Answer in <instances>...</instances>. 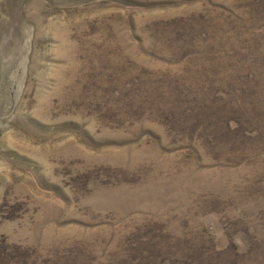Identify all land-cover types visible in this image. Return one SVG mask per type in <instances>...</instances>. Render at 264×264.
<instances>
[{
    "label": "rangeland",
    "instance_id": "obj_1",
    "mask_svg": "<svg viewBox=\"0 0 264 264\" xmlns=\"http://www.w3.org/2000/svg\"><path fill=\"white\" fill-rule=\"evenodd\" d=\"M0 264H264V0H0Z\"/></svg>",
    "mask_w": 264,
    "mask_h": 264
}]
</instances>
